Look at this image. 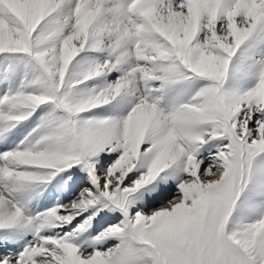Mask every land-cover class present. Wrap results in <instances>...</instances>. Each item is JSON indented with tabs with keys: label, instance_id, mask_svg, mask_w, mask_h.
Listing matches in <instances>:
<instances>
[{
	"label": "snow or ice",
	"instance_id": "6c2138e0",
	"mask_svg": "<svg viewBox=\"0 0 264 264\" xmlns=\"http://www.w3.org/2000/svg\"><path fill=\"white\" fill-rule=\"evenodd\" d=\"M0 264H264V0H0Z\"/></svg>",
	"mask_w": 264,
	"mask_h": 264
}]
</instances>
